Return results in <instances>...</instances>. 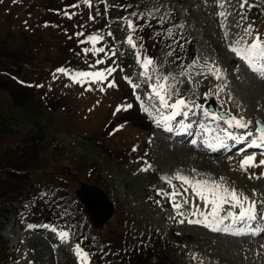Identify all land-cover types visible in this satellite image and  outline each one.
<instances>
[{
  "label": "rangeland",
  "instance_id": "rangeland-1",
  "mask_svg": "<svg viewBox=\"0 0 264 264\" xmlns=\"http://www.w3.org/2000/svg\"><path fill=\"white\" fill-rule=\"evenodd\" d=\"M134 1L125 5L119 26L113 27L109 23L106 26L104 7L98 0H90V6L85 0H0V111L12 118L1 127H10L24 137L42 132L37 139L35 134L29 148L31 153L34 148L45 151L44 161L26 156L18 163L30 169L37 167L31 170V178H63L65 193L57 197L59 206L48 209L53 219L61 221L75 214L78 202L73 194L81 180L102 177L117 205L127 204L143 227L162 232L170 257L180 264H264V240L237 234L233 228L213 231L203 222L190 223L203 221L201 213H210L211 205L206 206L189 184L176 179L180 174L193 182H215L235 189L241 198L264 202V165L260 164L264 159L256 158V166L245 170L240 167L244 155L233 149L222 156L182 145L189 141L175 144L176 132L156 130L152 122L151 126L141 125L136 110L130 109L136 87L142 82L148 83L151 93H138L141 100L135 101L147 114V124L154 112L160 120L170 115L153 92L154 86L165 84L168 104L179 100L176 92L185 93L180 97L184 101L201 92L205 95L199 103L191 102L178 110L180 124L190 116V130L195 124L214 127V132L244 129L230 127L228 120L224 121L228 117L247 125H264V62L257 61L254 70L231 50L233 46L245 49L258 35L264 37V0ZM173 10L177 12L174 19ZM144 16L157 19L159 24L156 33L151 30L150 52L155 57L147 69L143 61L149 56L134 26V21ZM129 36L135 47L127 42ZM90 37L99 39L93 43ZM236 57L238 62L233 61ZM105 67L115 69L110 76L116 83L111 77L103 81L77 77L78 73L105 71ZM128 76L130 85L122 86L123 91L117 85ZM200 78L209 81L211 87L198 90L203 81L198 82ZM184 84L189 88L182 90ZM211 102L216 111L208 109ZM221 110L229 111L230 116L223 117ZM205 111L221 119L205 116ZM122 119L127 121H119ZM110 139L116 141L113 146L117 152L128 148L130 156L112 155L100 145ZM23 144L24 139L14 141V145ZM196 144L202 146L201 140ZM174 191L181 193L176 197L179 209L167 195ZM34 204V199L27 201L25 208L8 202L9 211L0 216L6 223L2 233L15 254L11 264H34L29 259L33 246L43 252V260L36 264H73L71 259L82 264L77 245L84 249L69 234L61 238L65 228L42 220L32 222ZM229 210H234L232 204H224L221 217ZM76 211L79 223L101 251L105 243L100 232L91 229L80 210Z\"/></svg>",
  "mask_w": 264,
  "mask_h": 264
},
{
  "label": "snow or ice",
  "instance_id": "snow-or-ice-1",
  "mask_svg": "<svg viewBox=\"0 0 264 264\" xmlns=\"http://www.w3.org/2000/svg\"><path fill=\"white\" fill-rule=\"evenodd\" d=\"M86 3L90 6V0H85ZM223 15V13H221ZM129 27H132L131 22H129ZM247 31V30H246ZM93 41V43L96 42L98 37H90ZM127 42L135 47V44L132 40V37L129 36ZM231 50L236 53L237 56H240L242 59H244L250 67H252L254 70H256V62L262 61L264 62V40H262L259 36H257L254 41L249 44L245 49H240L238 47H231ZM98 51L103 52L104 49L100 48ZM102 62V61H98ZM152 63L150 59L145 58L143 61V66L145 69ZM60 71H64L63 69H60ZM112 71H115V69H107L105 71H97L92 73H78L77 77L79 78H90L93 81H103L107 78L106 72L110 74ZM77 77H74L76 79ZM127 79V78H126ZM109 86H113L112 84H109ZM135 87V85L133 86ZM166 90L165 84H158L154 86L153 92L154 94L159 98L160 103L165 108H172L173 111L170 115H167L163 117V120L165 122L171 121L175 118L176 115L180 114L179 109L186 106L185 101L183 99H179L176 101V103L169 105L165 99L164 92ZM127 107H131V105H128ZM119 110V109H118ZM147 111V109H145ZM186 114V113H185ZM212 115L213 119H221L218 115L210 114L207 111H205V116ZM159 123V121H158ZM227 123L230 127H240V128H246L247 124L242 122V120L236 119L233 117L232 119L228 120ZM258 132H260V136L258 140L260 142H264V128L257 129ZM231 134L229 133V136ZM250 135V134H249ZM195 143V141H193ZM257 141L254 140L253 144H256ZM261 165H264V160L260 161ZM256 166L255 165V157L253 156H245L244 159L240 163V167L247 170L248 167ZM176 179H179L183 181L185 184H189L193 191L198 195L201 199L204 200L205 205H211V212L210 213H201L203 215L204 219L203 221H189L190 223H204L205 226L210 227L213 231H227L228 229H221L219 225L223 223V220H226L228 218H232L234 221H244L248 218H252L254 215V203L248 207L244 206V202L247 201V197L241 198L235 189L229 190L224 185L217 184L215 182H209L206 181H190L187 177H184L180 174H177ZM171 183V181H168ZM187 191V189H185ZM167 195H170L171 199L174 202V207L179 209L181 205L176 202V197L178 195H181V193L172 192ZM185 203H188L187 200H185ZM226 203H231L233 207H239L240 211L239 213H235L233 211H227L226 214L221 217L220 213L222 211V206ZM239 234V233H237ZM60 236L62 239H66L68 237L67 232H61ZM77 255L80 257L82 264H88V254L84 252L82 249H80L79 245H77Z\"/></svg>",
  "mask_w": 264,
  "mask_h": 264
},
{
  "label": "trees",
  "instance_id": "trees-1",
  "mask_svg": "<svg viewBox=\"0 0 264 264\" xmlns=\"http://www.w3.org/2000/svg\"><path fill=\"white\" fill-rule=\"evenodd\" d=\"M6 121H9L8 118L0 111V198L5 199V197H11L20 199V196L22 195L21 193L25 190L30 192L35 189L37 190L38 187L46 185H49L50 187L52 186L53 189L57 191V183L54 184V179H52L51 176L48 180L43 177L37 179L31 178L30 172L37 167L32 166L30 169L22 167L18 163V159L21 158L22 155L17 154L18 150L10 148L6 143V141L14 135V132L9 129L4 130L8 127H5L4 129L1 128V126L5 125ZM29 151L30 149H27L24 153L27 154ZM33 151L34 150H32L31 157H34ZM35 157H37L36 159L38 161H44L43 158L38 156ZM60 180L63 181L62 179ZM64 188L65 187L62 182V187L58 189V192L65 193L63 190ZM122 210L123 212L125 211V209ZM7 256V245L3 236L0 234V264H8ZM154 264H162V262L159 261Z\"/></svg>",
  "mask_w": 264,
  "mask_h": 264
},
{
  "label": "water",
  "instance_id": "water-1",
  "mask_svg": "<svg viewBox=\"0 0 264 264\" xmlns=\"http://www.w3.org/2000/svg\"><path fill=\"white\" fill-rule=\"evenodd\" d=\"M79 198L85 204L97 226H103L113 212L114 205L107 193L98 185L84 182L77 188Z\"/></svg>",
  "mask_w": 264,
  "mask_h": 264
},
{
  "label": "bare ground",
  "instance_id": "bare-ground-1",
  "mask_svg": "<svg viewBox=\"0 0 264 264\" xmlns=\"http://www.w3.org/2000/svg\"><path fill=\"white\" fill-rule=\"evenodd\" d=\"M234 62H237L238 61V59H234L233 60ZM208 85V84H207ZM185 88H187V86L185 87ZM177 95H182V93H180V94H177ZM201 97V96H200ZM200 97H198L197 99L199 100L200 99ZM260 113L262 114V112L260 111ZM210 118V117H209ZM157 122V121H156ZM158 127H160L161 129H162V126H160V124H158ZM180 138H183V137H181L180 136ZM186 146H187V144H186ZM220 153H223L222 155H226V153H228V152H225V151H222V150H220ZM229 220V218L228 219H226V220H223V222H227Z\"/></svg>",
  "mask_w": 264,
  "mask_h": 264
}]
</instances>
